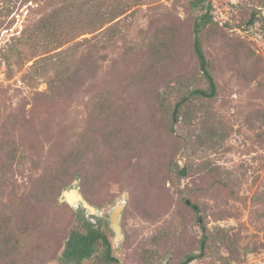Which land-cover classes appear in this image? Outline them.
Masks as SVG:
<instances>
[{
    "label": "rangeland",
    "instance_id": "1",
    "mask_svg": "<svg viewBox=\"0 0 264 264\" xmlns=\"http://www.w3.org/2000/svg\"><path fill=\"white\" fill-rule=\"evenodd\" d=\"M191 1L0 0V264H64L85 220L113 260L80 264H264V0H211L212 98L191 94ZM94 4L121 11L87 27Z\"/></svg>",
    "mask_w": 264,
    "mask_h": 264
},
{
    "label": "trees",
    "instance_id": "2",
    "mask_svg": "<svg viewBox=\"0 0 264 264\" xmlns=\"http://www.w3.org/2000/svg\"><path fill=\"white\" fill-rule=\"evenodd\" d=\"M93 6V5H92ZM192 8H201L203 11L195 18L192 26V33H193V40H192V49L196 58V62L198 68L202 72L203 77L207 82V88H194L191 90V94L194 96H199L202 98H212L215 95L216 84L214 81L213 76L210 73L209 63L208 60L203 52L202 49V42H201V32L205 26H207L211 21L210 11L212 9L211 0H192L191 1ZM101 5L94 4L92 9V13L89 14V20L87 22V27H91V25H98L105 21H109L116 17L121 8L119 5L109 6V8H105L104 10L101 9ZM67 10L69 9L66 6ZM62 13L60 14L59 11H55L51 13L48 17L41 19L38 23L37 30L38 31H45V39H51L56 31L57 27L56 24L58 23L57 20L61 17ZM254 14H251L249 18V23H253ZM92 29V28H90ZM113 34L114 31H111ZM58 65L57 67L63 68L64 64V57L59 56L58 58ZM59 68H56V76L59 81H63V75ZM52 88L55 87V84H50ZM182 109L181 102H177L175 104L174 110H172V119H177V115L180 113ZM264 117V116H263ZM174 172L179 176L186 175V168L184 166H176ZM190 207L193 209L195 214L197 215V221L200 224L202 230V239L201 244L203 245L204 240L206 239V227L202 222L201 216L198 215L199 207L196 203H190ZM103 245L102 250V259L106 262H111L113 258L110 256V242L107 236L100 230L98 226H94L93 223L88 222L85 220L84 229H71L68 235V238L65 243V247L62 252V258L64 260V264H80L83 260L91 258L98 249V245ZM198 257L197 254H186L182 261L178 264H187L192 259Z\"/></svg>",
    "mask_w": 264,
    "mask_h": 264
},
{
    "label": "water",
    "instance_id": "3",
    "mask_svg": "<svg viewBox=\"0 0 264 264\" xmlns=\"http://www.w3.org/2000/svg\"><path fill=\"white\" fill-rule=\"evenodd\" d=\"M72 197V196H71ZM74 200L77 198L74 195ZM123 209V202H119L117 203L111 210V214H110V227L114 230L115 232V240H119L120 238V227H119V218H120V214L122 212Z\"/></svg>",
    "mask_w": 264,
    "mask_h": 264
},
{
    "label": "bare ground",
    "instance_id": "4",
    "mask_svg": "<svg viewBox=\"0 0 264 264\" xmlns=\"http://www.w3.org/2000/svg\"><path fill=\"white\" fill-rule=\"evenodd\" d=\"M69 197H70V194H69Z\"/></svg>",
    "mask_w": 264,
    "mask_h": 264
}]
</instances>
